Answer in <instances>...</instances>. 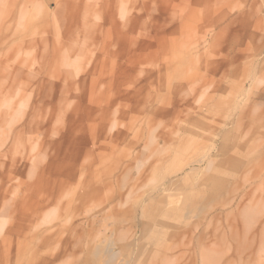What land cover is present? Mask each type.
I'll return each instance as SVG.
<instances>
[{"label": "rangeland", "instance_id": "obj_1", "mask_svg": "<svg viewBox=\"0 0 264 264\" xmlns=\"http://www.w3.org/2000/svg\"><path fill=\"white\" fill-rule=\"evenodd\" d=\"M263 76L264 0H0V264H261Z\"/></svg>", "mask_w": 264, "mask_h": 264}, {"label": "crops", "instance_id": "obj_2", "mask_svg": "<svg viewBox=\"0 0 264 264\" xmlns=\"http://www.w3.org/2000/svg\"><path fill=\"white\" fill-rule=\"evenodd\" d=\"M239 16L245 17V18L251 17V15H248V14H245V13H242ZM252 36L254 37V35H252ZM256 83L258 85L264 84V76L260 77V78H258L256 80L254 79V89L256 88ZM262 88H263V90L259 91L257 93V94H260V95H258L256 97V100H255V106H256L257 110H259L260 107H262L264 105V103L259 101V100H264V86ZM254 95H255V93H254ZM258 112L255 113V121H254V130H255L254 131V133H255L254 134V138H255L254 147H255V149H260L261 150V149H264V130H263L264 129V108H263V110L258 111ZM258 129L260 131L259 135L256 134V131ZM258 139H259V141H258ZM261 152H262V150H261ZM256 160L257 159H255L254 161H256ZM260 165L264 166V157L260 159ZM244 179H246V177H244ZM254 179H258L260 184L257 185V183H255V185L253 186L254 187L253 192L250 193V195L253 194V197H252L254 199V203H252L253 206H252V208H250L249 205H247V208H246V206H244V207H245V209H247V211L255 212V215L253 216V218L255 219V222H261L260 219L263 217L262 213L264 212V203L260 202V206L261 207H259L258 199L261 200V198H264V167L261 169L260 172L255 171ZM239 182L241 183L242 181H239ZM238 187L242 188L241 185H239ZM239 188H238V190H239ZM246 195L247 194H245L243 197H245ZM262 208H263V210H262ZM247 213H249V212H247ZM246 221H247V217L245 215V221L244 222H246ZM261 258H262L261 256H259V257L256 256V257H253L252 259L259 261Z\"/></svg>", "mask_w": 264, "mask_h": 264}, {"label": "bare ground", "instance_id": "obj_3", "mask_svg": "<svg viewBox=\"0 0 264 264\" xmlns=\"http://www.w3.org/2000/svg\"><path fill=\"white\" fill-rule=\"evenodd\" d=\"M262 132V131H261ZM230 170H231V168H230ZM216 179V178H215ZM215 184V183H214ZM230 184V183H229ZM216 185V184H215ZM161 190V189H160ZM214 190V189H213ZM224 190V189H223ZM218 191V190H217ZM219 193V192H218ZM112 242V241H111ZM112 249V248H111ZM99 250L98 249H94V251H93V253L94 254H98L99 252H98ZM115 252V251H114ZM261 252H263V254H262V258H261V264H264V248H263V250L261 251ZM108 255H109V259H108V262L106 263V264H109V262L111 261V260H113L117 255H115V254H113L110 250H108ZM258 264H260V262H258Z\"/></svg>", "mask_w": 264, "mask_h": 264}]
</instances>
